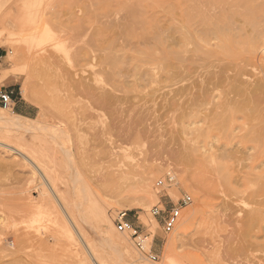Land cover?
<instances>
[{"label":"rangeland","instance_id":"rangeland-1","mask_svg":"<svg viewBox=\"0 0 264 264\" xmlns=\"http://www.w3.org/2000/svg\"><path fill=\"white\" fill-rule=\"evenodd\" d=\"M139 1L157 8L153 0H0V94L15 93L12 105L0 99V264H86L78 236L74 245L57 233L61 218L44 174L105 264H264V37L255 51L249 43L264 31V13L251 22L241 4L204 5L211 32L199 33L186 1L166 0L169 10L155 11L163 44L157 28L146 41L140 31L118 37L111 28L128 24ZM150 6L140 8L143 17ZM148 68L157 74L147 76ZM98 69L126 82L123 91L102 85L114 95L105 110L74 88L94 84ZM27 106L32 116L18 119ZM111 173L117 190L106 187ZM169 174L176 182L157 187ZM186 195V232L166 233L160 219L154 228V207L170 210ZM129 196L139 208L122 204ZM122 212L153 238L156 261L128 234L136 258L103 249L104 232L125 237L116 227Z\"/></svg>","mask_w":264,"mask_h":264},{"label":"bare ground","instance_id":"bare-ground-1","mask_svg":"<svg viewBox=\"0 0 264 264\" xmlns=\"http://www.w3.org/2000/svg\"><path fill=\"white\" fill-rule=\"evenodd\" d=\"M154 3H156L157 5V8H155V6H150L149 8L152 10H154L151 15H145L144 13V17H143V14L142 12H144L143 9H140L142 7V2L139 1L138 3H135V4H131L133 7V12L131 13V18L129 20V23L126 24V25H122L123 27H120L116 29L115 28H111L113 29L116 33H118V37H120L121 34H126V36H129V37H135V35H137V31H140V37H141V40L142 41H146L148 38H149V34L151 31L152 28H157L158 31H160L156 36L155 40H156V43H160V44H163L164 40H163V34L161 32V28L162 27H159V24H160V20L161 19H156V12L157 10L156 9H164L165 11L166 10H169V7L166 5L165 1L166 0H153ZM187 5H188V9L186 12H187V15H188V18L189 20H191V22H194V23H200L202 24V29L200 30H197V32H206V33H209L211 32V19L208 18L207 16V13H206V10L203 8L204 5H211V6H215V5H236V4H241L243 7H245V13L244 16L250 20L251 22H255L259 19L260 17V14L264 13V7L260 10H257L256 7H255V0H185ZM153 3V5H154ZM125 3H121L122 7L124 6ZM130 6V5H129ZM147 5H144L143 3V7L145 9V7L147 8L148 7ZM138 9V10H137ZM139 9L141 10V13H139ZM156 11V12H155ZM163 11V10H162ZM146 16V17H145ZM37 17V16H36ZM34 18L33 20L37 19V18ZM227 15L224 14L222 17H219L217 20L218 22H221L223 20H226L227 19ZM32 19V18H31ZM126 23V22H124ZM123 23V24H124ZM117 24V23H116ZM122 24V23H121ZM114 25V23H113ZM158 25V26H157ZM118 26V24L116 25ZM110 29V27H109ZM118 30V31H117ZM114 32V33H115ZM115 33V34H116ZM121 33V34H120ZM28 37L31 36L30 34L27 35ZM124 36V35H123ZM117 37V38H118ZM264 37V31L261 30V32L259 31V34H258V37H252L250 39V44H251V48L255 51L257 49V41L258 40H261L262 38ZM122 38V36H121ZM261 38V39H259ZM119 39V38H118ZM124 39V38H123ZM127 39V37H126ZM116 40V39H115ZM133 40V39H132ZM113 41V40H112ZM131 41V39H130ZM1 42V41H0ZM116 41H113V44H115ZM128 44V42H127ZM130 44V43H129ZM117 46V44H116ZM115 46V47H116ZM129 46V45H127ZM160 46V45H159ZM111 51H110V54L113 53L112 50H114L113 46L110 48ZM166 49V48H165ZM108 50H109V47H108ZM252 50V51H253ZM95 51V50H94ZM99 51V50H98ZM98 51H95V52H98ZM148 51V50H147ZM105 52V51H104ZM106 53V52H105ZM10 54V53H9ZM13 54V53H12ZM97 55V54H96ZM100 55V54H99ZM98 55V56H99ZM102 55V54H101ZM149 55V53H148ZM153 55V54H151ZM105 56V55H104ZM103 56V57H104ZM114 56V55H113ZM174 56V55H173ZM102 57V56H101ZM108 60L110 56H105ZM178 57V56H177ZM105 58V59H106ZM150 58V57H149ZM102 59V58H100ZM106 59V61H107ZM114 59V61L117 63L116 59L117 57H112L110 58V62H112ZM177 59V58H176ZM112 60V61H111ZM104 59H102V62H103V65H104V62H106ZM113 61V62H114ZM113 62L109 65L112 66ZM109 61H107V65H108ZM115 63V64H116ZM105 64V65H106ZM113 67V66H112ZM155 67V66H154ZM117 68L116 66L113 67V69ZM157 69V68H156ZM140 70V69H139ZM138 70V72H139ZM115 71V70H114ZM146 72V75L149 76L151 72H153L154 74H157L155 72L154 69H146L144 70ZM144 71H143V74H144ZM136 72V73H138ZM114 72H109V73H105L104 70H94L93 73L91 74L90 76V81H92L94 84L90 83V82H86L85 80L84 81H79L77 82L76 85H74V88L75 90L77 91V93L79 92L80 95L83 93V92H87L90 96L89 98H91L94 103L95 106H97L98 110L99 109H103L105 106H106V103H110L112 100V98H114V95L112 94V96H108V92H100V90H105V88L102 87L103 84H110L112 85L111 87H113L115 90L117 91H123L122 90V87L124 86V84L126 82H119L116 78V73L113 74ZM143 74L140 72V74H136V75H139L137 79H140L141 77L144 78ZM151 76V75H150ZM149 76V77H150ZM141 78V79H142ZM107 80H111L113 82H108ZM157 81V80H156ZM118 82V83H116ZM144 82L145 79H144ZM137 83V82H136ZM143 83V82H142ZM135 85V84H134ZM144 85V84H143ZM137 86V85H136ZM145 86V85H144ZM109 91V90H108ZM24 92V97L26 100L30 101V102H33L35 103V99L34 98H31L28 94H27V91L25 89ZM99 92V93H98ZM115 94V93H114ZM85 98H87L84 95H81ZM111 98V99H110ZM115 101V100H114ZM195 101V100H194ZM193 102V100H192ZM92 103V104H93ZM194 104L196 105L197 103H193V106ZM90 108V107H89ZM107 108V107H106ZM3 109V108H2ZM105 110V108L103 109ZM12 114V113H11ZM138 114V113H137ZM18 119H28L26 117H21V116H17ZM10 118V117H8ZM12 118V117H11ZM10 118V119H11ZM16 117H14V120ZM13 120V119H12ZM2 121V120H1ZM11 122V120H10ZM8 123V122H7ZM14 123V121H13ZM10 125V123H9ZM11 125H12V122H11ZM13 126V125H12ZM117 148V147H116ZM111 151L112 153H115V146L112 145L111 147ZM114 155V154H113ZM40 171L41 169L39 167H37ZM38 172V171H37ZM39 173V172H38ZM43 173V172H42ZM41 174V173H40ZM47 174V173H46ZM172 175V174H171ZM40 176V175H39ZM43 176V175H41ZM44 176L46 177L45 179V183H46V186H48V189H50V191H52L53 193V197L56 202V205L54 206V209L55 211L57 212V217H60L61 218V225L60 227L58 228L57 230V233L60 234V233H67V235L70 237L71 240H73V244L74 245H77V239L75 238V235L78 236V240L80 241L83 249L85 250L86 254H82L81 255V258L83 259V261L86 263V264H105V261L102 257V255L99 253L98 249L96 248L95 245L91 244L90 242H87L85 240V238L87 237H84V233L83 231L81 230L83 228V226L80 224L79 221L75 220V218H73V213L72 211L70 210V206L67 205L66 201L63 199V197H60L56 191H55V187L53 186V183L51 182V180L44 174ZM43 177V178H45ZM72 182L77 185V183L79 182V177L76 176H72ZM117 173H111V175H109V179L107 180L106 182V187H111L115 190H117V185L118 182H117ZM175 178V176H172ZM36 179V178H34ZM147 177L143 178L142 180V191H143V194L141 195V202L145 205H148V201H149V198H148V194H149V191H148V185H147ZM73 185V184H72ZM80 185V184H79ZM116 186V187H115ZM77 189V188H76ZM75 190V189H74ZM79 191V190H77ZM118 192V191H117ZM116 192V193H117ZM118 194V193H117ZM152 195V194H150ZM49 198V197H48ZM51 201V200H50ZM77 201V200H76ZM54 205V203H52ZM122 204H124V206H131L133 207V209H137L139 208L137 205V203H135V200L130 198L129 197H126L122 200ZM71 205V204H70ZM143 206V205H142ZM227 207V206H226ZM74 209V208H73ZM235 209V208H234ZM50 210V209H49ZM75 211V209H74ZM73 211V212H74ZM81 216H82V212H80ZM80 216V217H81ZM85 216V215H84ZM54 217V216H53ZM83 217V216H82ZM81 217V218H82ZM154 217V215H153ZM154 228H156L159 223L157 222L156 220V217H154ZM83 220L82 222H85V217H83ZM105 222L109 223V220L107 217L104 218ZM56 221V220H55ZM81 221V220H80ZM180 222H178L177 226L175 229H181L182 230V233L184 234L188 228L187 226V222L186 220L184 219H181L179 220ZM87 222V221H86ZM85 222V223H86ZM6 223V222H5ZM12 223V221H11ZM87 225V224H86ZM62 226V227H61ZM72 227V228H71ZM107 227V226H106ZM111 229V227H110ZM180 230V231H181ZM75 233V234H74ZM127 234L129 235V233H122L121 235L125 236V237H120V239H117L113 236L112 232H104L103 233V239H102V246H103V249L104 250H109L111 251L110 253L113 255V256H116L119 260L121 261H125V259H130V258H136V255L133 253V250H132V247H131V239L133 240V238H129L127 236ZM154 236V235H153ZM179 240V237H174L172 238L171 241L173 242H178ZM152 244H153V238L149 241V245H148V248L152 247ZM81 249V248H80ZM6 251V250H5ZM17 252V251H16ZM82 252V251H81ZM11 253V252H10ZM14 253V252H13ZM83 253V252H82ZM111 255V256H112ZM143 260H141V257L139 259H137L138 261L141 260L138 264H145V260L144 258H142ZM118 260V261H119ZM240 264V263H239Z\"/></svg>","mask_w":264,"mask_h":264},{"label":"built area","instance_id":"built-area-1","mask_svg":"<svg viewBox=\"0 0 264 264\" xmlns=\"http://www.w3.org/2000/svg\"><path fill=\"white\" fill-rule=\"evenodd\" d=\"M0 99L5 107L10 104L12 105L15 102V93L13 91H8V90L3 91L0 94ZM172 176L175 175L169 174L166 179L159 180L157 182V187L161 188L166 185H172L173 183H175L176 176L175 178ZM191 201H192V197L186 195L170 210L154 207L152 214L154 215V217H156L157 220L158 219L161 220L163 230L166 233H172L181 218L183 209H185L190 204ZM116 222H117V226H116L117 230L120 233H129V235L135 241L134 243L136 247L140 251L147 254L150 257V259L153 261H156L158 259V256L154 252H152L151 247L148 248L150 241L149 234L142 232L140 228H138L132 221H130L127 218V213L125 212L120 213L117 216Z\"/></svg>","mask_w":264,"mask_h":264},{"label":"crops","instance_id":"crops-1","mask_svg":"<svg viewBox=\"0 0 264 264\" xmlns=\"http://www.w3.org/2000/svg\"><path fill=\"white\" fill-rule=\"evenodd\" d=\"M31 110L32 108L30 106H27V110L21 112L20 115L29 118L30 116H32Z\"/></svg>","mask_w":264,"mask_h":264}]
</instances>
